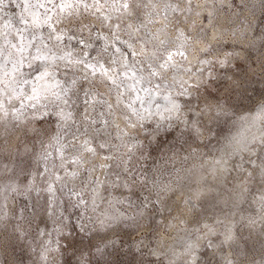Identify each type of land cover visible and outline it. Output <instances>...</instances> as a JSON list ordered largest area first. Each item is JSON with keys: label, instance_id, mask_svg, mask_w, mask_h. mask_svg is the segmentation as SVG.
I'll use <instances>...</instances> for the list:
<instances>
[{"label": "rangeland", "instance_id": "obj_1", "mask_svg": "<svg viewBox=\"0 0 264 264\" xmlns=\"http://www.w3.org/2000/svg\"><path fill=\"white\" fill-rule=\"evenodd\" d=\"M121 2L0 4V264H264V0Z\"/></svg>", "mask_w": 264, "mask_h": 264}, {"label": "snow or ice", "instance_id": "obj_2", "mask_svg": "<svg viewBox=\"0 0 264 264\" xmlns=\"http://www.w3.org/2000/svg\"><path fill=\"white\" fill-rule=\"evenodd\" d=\"M0 4H3V0H0ZM37 7H41L43 8L45 5L44 4H39V5H35ZM28 7L31 8V7H34V5H31L30 3L28 4ZM60 8L64 9V8H71L72 7V4L70 3H64V4H61L59 5ZM85 7H87V5H85ZM120 7L124 8V9H129L130 7H132V3L130 2V0H122V2L120 3ZM31 14V13H30ZM33 17L34 19H36L35 15L33 14ZM50 19V18H49ZM21 21L24 22V23H27V21H25L23 19V17H21ZM48 21L46 20L45 23H47ZM7 26H10V25H6ZM49 27H52L51 25H49ZM116 27H119V25H117ZM129 27H131V25H129ZM53 32H55V29L53 28ZM51 39V37H49ZM23 40V37L21 38ZM55 39L57 41H62L63 37L61 35H56ZM72 37H69V40H71ZM41 42L43 43V40L41 39ZM31 41H29V46L31 45ZM80 43L82 44H85V47H90V45L86 44L83 40L80 41ZM164 41H161V44H163ZM12 48H17V46L15 44H12L11 45ZM45 47H47V45H45ZM18 52L20 53H23L25 51V48L23 46H21L19 49H17ZM37 51L39 52L40 49L38 48ZM50 51V49H49ZM117 52L120 51V49H116ZM181 55H183V53H180ZM84 56H87V53H83ZM155 56V54H153ZM34 60H38V61H51L53 64H55V62L57 60H67L69 64H79V65H83L84 66V69L86 70H90L91 74L93 76H95L98 72L100 73L101 76L105 77L108 81L111 82V84L113 86H115V89L116 90H119L121 88V86H125L127 87L129 90L131 91H139L137 89V85H139L141 83V81H145V77L141 74L138 76V72H141L142 73V69H136L135 65H132V66H129L127 63H123L122 64V67L124 69V72H123V77L126 78V79H129V80H133L135 81V83H131V84H125V80L124 79H119L118 75H117V70L113 69L112 72L110 73L109 72V69L107 67H105L104 64H101L99 63V61L97 62V64H93V63H89V62H86L84 59H75L73 60L72 59V53L71 52H66L64 53L63 55H60V56H56V55H52V56H48L47 54H41V55H37L33 58ZM173 59V55L171 53L168 54L167 56V59L165 60L164 63H161L159 65V67L161 69H166L169 65H168V62L169 61H172ZM17 63H23V57H21V59L17 62ZM113 63H115V61H113ZM99 65V66H97ZM31 66V65H30ZM14 69L16 68V64L13 65ZM43 67V71L41 73V75L39 77H37L38 79H43L45 76H48L50 73L48 71V66L46 64L42 65ZM147 67L149 69H151V75L152 76H157L159 75V73L152 68V64L149 63L147 65ZM85 79H87V77H85ZM119 79V83L117 82ZM150 83V82H149ZM72 84L75 85L76 84V81L73 80L72 81ZM156 88H159L160 85L157 84L155 85ZM143 91H145L150 100H151V91L149 89H142ZM33 91H36L35 89H33ZM87 94V93H86ZM183 94V93H182ZM136 99L138 100H141V103L143 104V99L137 94V97ZM165 100L168 101L169 104H171V108L169 109V111H175V112H179L182 105L179 104L178 102H176L175 100H172L171 97H165ZM117 102L119 103L120 102V94L118 93L117 95ZM87 103V102H86ZM104 103H107V101H104ZM109 108L112 107L111 104L108 105ZM129 107H131V105H129ZM264 110V109H262ZM145 111H148V109H145ZM87 119V117H85ZM92 123H96L95 120L92 121ZM104 123H107V121H104ZM159 127V125L157 126ZM86 134V132H85ZM100 148H105L106 147V144L104 143H101L99 145ZM80 149L83 151V152H87V153H90L92 154V156H95L97 153H96V149L92 146H90L89 142L87 140H85L81 145H80ZM61 156H63V154L61 153ZM108 159H111V157H108ZM79 159H74L73 160V163H79ZM61 167H63V164H61ZM47 171V169H46ZM71 177L72 178H75L77 177L78 173L77 172H72L71 174ZM55 179L57 181H60L63 179V177L59 176V175H56L55 176ZM47 191L49 193H54V187L52 184H49L48 188H47Z\"/></svg>", "mask_w": 264, "mask_h": 264}]
</instances>
